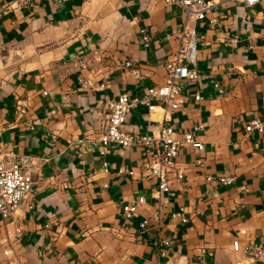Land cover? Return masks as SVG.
<instances>
[{
  "label": "crops",
  "instance_id": "0c3cea01",
  "mask_svg": "<svg viewBox=\"0 0 264 264\" xmlns=\"http://www.w3.org/2000/svg\"><path fill=\"white\" fill-rule=\"evenodd\" d=\"M12 1L0 0V146L39 163L30 209L20 206L0 223V264L4 250L17 264H233L246 260L232 250L233 240L259 245L262 256L247 263L264 264V131H243L253 118L264 123V0H206L213 7L204 19L187 21L196 33L198 80L180 83L184 106L164 112L151 101L152 109L138 107L127 118L130 132L204 126L194 133L203 150L183 147L176 157L182 180L171 186L158 222L149 219L153 181L137 178V169L126 173L138 150L100 156L81 148L78 156L74 142L96 134L106 100L141 98L163 83V65L178 48L180 9L170 0H17L18 8L3 11ZM77 58L90 60L83 76L104 81L103 90L79 89ZM123 60L138 66L140 80ZM136 197L146 204L123 220L121 206ZM179 209L184 223L170 220Z\"/></svg>",
  "mask_w": 264,
  "mask_h": 264
},
{
  "label": "built area",
  "instance_id": "2783aa9c",
  "mask_svg": "<svg viewBox=\"0 0 264 264\" xmlns=\"http://www.w3.org/2000/svg\"><path fill=\"white\" fill-rule=\"evenodd\" d=\"M59 3L68 0H57ZM175 4L183 15V26L176 32L175 39L178 42V48L172 52L164 63L165 77L161 85L145 88L141 98L128 96L127 94H119L116 98L106 100L104 102V110L101 114V126L96 134L85 136L74 142L76 147V155L79 156L80 149L97 150L100 156H103L109 149H130L134 148L139 152V159L135 162L133 168L126 171L129 176H134L137 169V178H150L154 183V190L151 199L155 204V211L150 216L154 222L160 219V211L162 206L168 202V194L173 184L181 182V170L176 167V157L183 147H189L195 151L203 150V143L196 140L194 133L203 132L204 126L200 122H196L190 131L179 133L172 126H157L155 130H147L146 132H130L124 127L127 118L132 110L138 107H145L150 110L151 101L160 102L158 106L164 112L176 111L184 106L185 96L181 91V82L193 84L197 82L198 75L192 67L196 62V33L195 30L187 25L189 19L203 20L205 15L213 7L212 2L206 0H170ZM245 6H252L258 0H242ZM24 4V3H23ZM19 2L13 0L11 3L3 7V11L18 8ZM216 23L212 18L209 25ZM140 40L144 47L148 46L149 36L144 30L139 31ZM74 69L78 72L77 83L82 91H90L93 89L103 90L105 82L101 81L94 84L89 77L83 76L90 66V60L87 58H77L72 63ZM122 67L130 73L136 81L140 80L141 74L138 66L131 60H123ZM191 66V68H189ZM212 88L216 94V98L224 95L222 87L213 83ZM45 94V93H43ZM193 101L200 99L198 92L192 96ZM23 114L22 110L18 111ZM31 129L30 126H28ZM245 134H262L264 131V123L253 118L249 120L243 127ZM38 161L30 156L17 154L6 147L0 146V223L9 219L20 206L30 209L27 199L33 193L32 175L38 169ZM105 165V164H103ZM211 181V178H206ZM230 178H218L217 182L223 185L231 183ZM73 185V183H71ZM146 204L143 197H136L129 203L123 204L120 208L123 220L131 219L138 207ZM178 219L180 222H186L183 217L182 209L175 214L170 215V220ZM148 224V219H143L138 228L140 232H144ZM47 227V225L45 226ZM18 231V230H17ZM162 245H167V241H162ZM231 248L234 252L241 251L246 260H238L233 264H249L247 260H257L263 250L259 245H241L237 240L231 242ZM49 249L45 248L40 257H44ZM2 255L7 260L2 264H17L13 256H9V251L4 250ZM210 255V254H209Z\"/></svg>",
  "mask_w": 264,
  "mask_h": 264
}]
</instances>
